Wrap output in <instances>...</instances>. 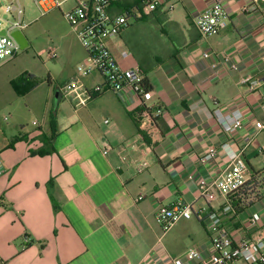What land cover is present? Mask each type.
<instances>
[{"label":"crops","instance_id":"obj_1","mask_svg":"<svg viewBox=\"0 0 264 264\" xmlns=\"http://www.w3.org/2000/svg\"><path fill=\"white\" fill-rule=\"evenodd\" d=\"M222 1L230 17L217 35L204 37L195 26L213 0H179L171 13H134L109 41L123 68L143 69L152 86L144 96L125 87L76 107L62 91L75 69L59 83L53 67L45 90L40 84L22 96L30 112L43 106V123L29 128L20 121L11 131L0 122V264H139L155 255L156 212L179 200L193 205L194 217L173 227L164 246L172 256L200 249V264L210 257L206 212L225 203L213 182L229 164L221 145L245 148L253 174L263 169L264 8L261 0ZM74 57L88 61L86 52ZM247 77L257 81L254 88ZM81 78L88 89L103 83L97 72ZM234 108L244 112V127L225 131L217 116ZM53 110L56 133L46 148ZM212 146L216 159L202 163ZM204 185L212 199L201 195ZM256 212L260 222L249 225ZM223 222L237 239L264 235V191Z\"/></svg>","mask_w":264,"mask_h":264},{"label":"built area","instance_id":"obj_2","mask_svg":"<svg viewBox=\"0 0 264 264\" xmlns=\"http://www.w3.org/2000/svg\"><path fill=\"white\" fill-rule=\"evenodd\" d=\"M126 0H75V5L69 10L62 11V6L66 2L59 0H34L38 5L41 15H45L51 10L59 9L64 18L76 29V34L81 42L87 56L86 64H80L76 73L64 85L62 91L66 96L72 97L76 107H83L95 95H100L106 91H120L125 87H130L138 95L145 94L146 76L140 65L134 64L128 68H123L114 53L110 49L109 41L120 36L123 29L128 25L129 12L125 9ZM179 0H138L137 8L133 13L149 15L159 9L171 13L176 8ZM260 0H252L257 3ZM0 9L11 16V20L0 17V31L5 30V35H0V67L12 60L20 52L21 45L12 35L16 30H23L26 24L23 20L24 10L20 0L2 5ZM229 13L224 8L222 0H213L195 18V26L204 37L217 35L228 26ZM8 24V25H7ZM43 55L49 59H57L58 52L55 48H49ZM205 53L204 57H209ZM128 57V53H123ZM97 72L103 78L102 84H97L88 89L82 82L81 77L89 76ZM215 75L219 76L221 70L214 69ZM244 83L254 88L257 81L251 77L243 79ZM244 112L234 108L220 112L217 121L225 131L241 130L244 127ZM108 122L107 120L105 121ZM259 130L264 133V122L259 126ZM109 148L104 150L108 153ZM221 150L229 158V164L220 175L214 180V185L219 193L225 198V203L221 207L207 208L206 227L211 241V255L202 264H264V235L252 238L237 239L225 226L223 216L234 213L231 197L242 194L246 190L247 202H252L255 196H261L264 191V173L253 174L244 157L245 148L235 151L228 144H222ZM218 149L209 147L205 156L200 161L204 164L214 161L218 154ZM262 157V167L264 169V147L260 148ZM0 159V174L1 169ZM201 195L211 198L207 185L201 187ZM140 196L139 199H142ZM194 217L193 205L183 200L175 204L161 208L156 212V222L160 227L161 234L153 248L154 256H150L139 264H200L202 251L197 248H189L180 256H172L163 243L164 236L182 220H189ZM260 215L253 213L248 220L249 225L258 224ZM164 254L160 261L159 255ZM127 264H133L131 262Z\"/></svg>","mask_w":264,"mask_h":264},{"label":"rangeland","instance_id":"obj_3","mask_svg":"<svg viewBox=\"0 0 264 264\" xmlns=\"http://www.w3.org/2000/svg\"><path fill=\"white\" fill-rule=\"evenodd\" d=\"M0 1L2 5L12 2L16 3V0ZM65 1L62 11L74 7L75 0ZM20 3L24 10L23 20L26 24V28L22 31L26 36L28 46L22 48L14 59L0 67V83L3 84H0V122L4 128L11 131L20 128V121L24 122L23 125L29 128L37 126V124L43 123L46 114L43 106L38 110L34 108L31 112L26 109L27 99L14 91L12 84H9L7 78L13 75H17V78H19L23 74H32L35 75L38 85L41 84L40 89L43 88L42 90H45L50 70L56 68L54 72L57 73L59 83L69 81L72 71L74 69L76 71L77 67L81 64L77 62V58L74 57L75 54L77 56L78 53L85 52L72 28L73 26L64 18L61 10L54 9L42 16L34 0H20ZM261 5L264 8V0H261ZM0 17L5 20L12 19L2 9H0ZM49 48L57 50V59H49L47 55H43ZM72 52H74V56ZM65 79L67 80L65 81ZM44 99L45 93L43 92ZM53 99L51 95L50 102ZM16 100L19 101L16 103ZM9 101H14V106L4 109V105ZM16 104L22 106V109L15 110Z\"/></svg>","mask_w":264,"mask_h":264},{"label":"trees","instance_id":"obj_4","mask_svg":"<svg viewBox=\"0 0 264 264\" xmlns=\"http://www.w3.org/2000/svg\"><path fill=\"white\" fill-rule=\"evenodd\" d=\"M125 4H126L125 9H127V12L130 13L128 16V20H129L131 17H135V14L133 13V11L132 12H130V11L134 10V12H135V10L137 9L135 7V5L137 6L138 0H126ZM11 84L14 88V91L18 95L23 96V95H26L31 90L35 89L38 86V81L36 80V77L32 74H23L19 78L12 80ZM145 88H146L145 94H147L152 89V86H151L147 76L145 79ZM138 112H139V114H142V113L146 112V110H144L142 108ZM50 125L52 128L51 136L43 138L46 148H49L51 146V143L54 140L55 133H56V111L55 110H53L50 114ZM52 150H54V148ZM37 153L38 154H44L43 150H39ZM261 173H264V169H262ZM246 191L243 192L242 194H238V195L231 197V202L233 205L234 213H237L238 211L244 209L247 205H249L251 203V202H247V197H248L247 195L248 194L246 195Z\"/></svg>","mask_w":264,"mask_h":264},{"label":"water","instance_id":"obj_5","mask_svg":"<svg viewBox=\"0 0 264 264\" xmlns=\"http://www.w3.org/2000/svg\"><path fill=\"white\" fill-rule=\"evenodd\" d=\"M5 30L0 31V35H5ZM15 39L20 43L21 48L28 46V41L21 30H16L12 33Z\"/></svg>","mask_w":264,"mask_h":264}]
</instances>
